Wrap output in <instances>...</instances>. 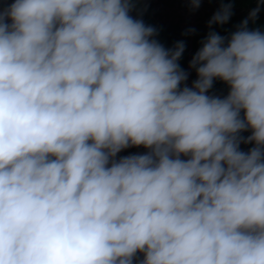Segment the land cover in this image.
I'll use <instances>...</instances> for the list:
<instances>
[{"label": "clouds", "instance_id": "obj_1", "mask_svg": "<svg viewBox=\"0 0 264 264\" xmlns=\"http://www.w3.org/2000/svg\"><path fill=\"white\" fill-rule=\"evenodd\" d=\"M143 3L0 4V264H264V0L190 86Z\"/></svg>", "mask_w": 264, "mask_h": 264}, {"label": "trees", "instance_id": "obj_2", "mask_svg": "<svg viewBox=\"0 0 264 264\" xmlns=\"http://www.w3.org/2000/svg\"><path fill=\"white\" fill-rule=\"evenodd\" d=\"M211 4V9L206 11L204 15L200 16V20L195 22L194 25H188V28H195L196 34L189 36L186 42V51L183 54L182 59L180 60V65L183 69L190 72L191 83L196 79V73L194 70L189 69V62L195 52L200 48V41L205 38L207 32L209 31L207 27V22L214 14V12L219 7V0H209ZM4 0H0V4H3ZM7 3H10V0H7ZM233 16L228 24L224 26H214V30L219 32L221 35H226L234 30V27L238 25L243 19H245L249 14L246 12L249 9H254L257 7V0H233ZM146 6L147 10L143 13V20L146 24L153 25L159 29V36L157 39L160 40L166 47H171L167 43V39L171 38L176 32L181 30V21L177 23L173 22H158L156 19L157 11L149 4L146 0L142 5ZM250 27H258L264 29V15H259L258 19L254 24H250ZM228 88L221 81H215L213 88L210 90L211 94L219 95L223 97L227 94ZM247 135V133L245 134ZM242 149L247 150L251 145H241ZM147 151L143 147H133L126 149L119 153V156H126L131 153H144Z\"/></svg>", "mask_w": 264, "mask_h": 264}, {"label": "rangeland", "instance_id": "obj_3", "mask_svg": "<svg viewBox=\"0 0 264 264\" xmlns=\"http://www.w3.org/2000/svg\"><path fill=\"white\" fill-rule=\"evenodd\" d=\"M153 8L158 12L156 19L158 22H173L177 23L181 21V30L176 32L171 38H168L167 43L172 46L178 40L186 41L189 36L185 37L182 35L188 25L192 26L195 22L200 20V16L204 15L206 11L211 9L209 0H203L201 7L195 11H190L187 0H146ZM13 0H10V3ZM252 9L247 10L249 12ZM259 15H264V5H261ZM188 85H191V76L187 81ZM134 154V153H131Z\"/></svg>", "mask_w": 264, "mask_h": 264}]
</instances>
